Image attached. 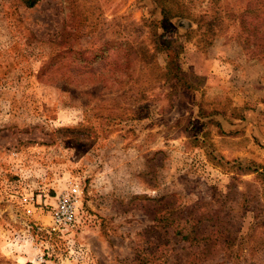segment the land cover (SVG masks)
Here are the masks:
<instances>
[{
  "label": "rangeland",
  "instance_id": "obj_1",
  "mask_svg": "<svg viewBox=\"0 0 264 264\" xmlns=\"http://www.w3.org/2000/svg\"><path fill=\"white\" fill-rule=\"evenodd\" d=\"M146 1L0 0V264H38L40 255L44 264H264V251L244 254L238 240L206 250L205 240L183 238L218 221L238 236L258 222L264 236V184L237 171L264 166V62L245 54L236 23L211 26L217 9L242 0H174L195 21L181 37L190 87L177 92L159 75L161 54L127 82L77 87L50 73L63 22L77 30L73 47L94 40L96 54H124V37L148 39L146 23L160 17ZM70 2L73 18L61 10ZM80 15L98 18L95 31ZM211 55L220 68L208 76ZM199 109L217 113L207 128ZM198 130L208 131L205 143L194 141ZM70 181L81 190L76 218L55 228L56 197Z\"/></svg>",
  "mask_w": 264,
  "mask_h": 264
},
{
  "label": "trees",
  "instance_id": "obj_2",
  "mask_svg": "<svg viewBox=\"0 0 264 264\" xmlns=\"http://www.w3.org/2000/svg\"><path fill=\"white\" fill-rule=\"evenodd\" d=\"M37 2L38 0H22V3L27 8L33 7ZM76 4V2H70L67 5H63L61 10L66 11L65 9L69 7L70 10L68 12L73 18L74 11L77 14V7L73 8ZM146 4L149 6V15L153 16L155 12H159L160 17L156 19L154 25L146 23L148 39H138L130 35L124 37L125 39L119 43L125 48L124 54L120 53L118 49L110 47H103L100 50L101 53L96 54L91 49L94 40L87 41L88 47H82L80 45L81 42L76 44L78 47H73L71 43L74 40H70V38L74 36L73 39H75L77 30L75 29L72 32L70 28L73 27L66 24V21L63 22L60 44L65 45L58 48L50 56L49 64L53 65L54 68L50 70L52 76L73 82V85L77 87V84L80 85L83 82L85 84L87 82L95 84L105 81H117V83H120L122 80L127 82L134 79L135 67L139 63L140 66H144L145 62L152 61L155 54H161L164 58L166 71L160 72L159 75L164 79V82L175 92H177L179 84L184 87H190V83L183 79V66L185 64V52L183 51L185 43L188 41L185 38L181 39V37L185 36V34L187 35L185 31L189 32L193 29L191 27L195 21L191 17L177 12L174 7V0H147ZM222 10H224L222 13H220V9L214 12L211 18V26L226 25L228 22L231 25L236 23L237 33L235 36L239 40L245 54L248 58H258L264 62V0H242L240 3L232 1V5L227 4V7L225 9L222 8ZM80 17L81 25L88 28V32L95 31L98 18L84 23L83 21L88 20V17L84 15H80ZM143 21L146 22L147 19H143ZM226 21L228 22L226 23ZM143 24L145 23L143 22ZM183 31L184 34L181 33ZM211 34L213 35L214 33L211 32ZM203 37H200V41L205 46L213 43V37L207 41ZM85 48H89L88 50L92 52L88 58L84 55L83 50ZM193 48H195L194 50L200 49L198 45L197 47L193 46ZM122 55L123 58H121ZM214 115H217V113L210 111L201 114L199 109L198 116L205 120L209 119L202 127L207 128L205 125L213 119ZM220 124V121H218L217 125L220 126ZM220 128L218 129L219 131ZM222 134L230 135L228 132ZM208 138H210L208 131L200 130L193 137L194 141L201 143H205ZM238 167L237 171L240 174L254 173L256 174L255 177L260 178L264 184V166H260L254 161H248V163ZM213 213L222 212L221 210H215ZM218 222L219 224H213L218 227L216 229H205L202 231L193 229L183 233V238L190 241L205 240V243L210 245L206 250H210L209 248H221V246L228 248L238 240L242 251L244 250L245 252L244 254H254L260 250L264 251V236L255 234V227L258 222L250 227L246 236L233 235L226 222ZM248 260L247 257H244L241 261H234L232 264H246L247 262L256 264L253 259L252 261Z\"/></svg>",
  "mask_w": 264,
  "mask_h": 264
},
{
  "label": "built area",
  "instance_id": "obj_3",
  "mask_svg": "<svg viewBox=\"0 0 264 264\" xmlns=\"http://www.w3.org/2000/svg\"><path fill=\"white\" fill-rule=\"evenodd\" d=\"M80 186L76 181H70L69 188L56 197L53 207V225L55 228H68L76 218V211L80 201ZM38 264H44L43 255L38 256Z\"/></svg>",
  "mask_w": 264,
  "mask_h": 264
},
{
  "label": "crops",
  "instance_id": "obj_4",
  "mask_svg": "<svg viewBox=\"0 0 264 264\" xmlns=\"http://www.w3.org/2000/svg\"><path fill=\"white\" fill-rule=\"evenodd\" d=\"M212 57L211 58H208L207 61H209V63L211 65H209V71H206V75H212L214 73H216L218 70H219V63L217 62V58H218V55H211ZM215 58V59H213Z\"/></svg>",
  "mask_w": 264,
  "mask_h": 264
}]
</instances>
